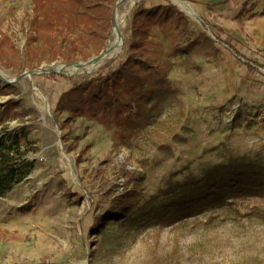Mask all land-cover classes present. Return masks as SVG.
Returning <instances> with one entry per match:
<instances>
[{"label":"rangeland","instance_id":"1","mask_svg":"<svg viewBox=\"0 0 264 264\" xmlns=\"http://www.w3.org/2000/svg\"><path fill=\"white\" fill-rule=\"evenodd\" d=\"M141 1L127 11L119 53L86 74L67 68L108 48L114 13L124 12L128 0L111 5L109 39L102 44L89 39V56L81 59L72 51V64L52 55L46 43L55 46L53 38L37 39L39 32L46 33L43 22L37 32L31 26L35 14L40 18L47 8L37 12L33 0H0V87L6 88L0 106L21 103L8 125L29 128L34 163L26 178L0 197V264H264V194L170 226L129 220L154 196H159L157 206L177 199L179 194L161 192L190 177L200 179L213 167L246 159L264 168V68L252 75L244 66L255 60L264 65V16L249 17L264 8V0H182L194 18L172 0H147L146 5L170 2L187 16L190 40L204 29L215 39L204 23L214 25L238 53L215 42L214 50L195 51L191 59L174 56L178 38L172 28L152 27L143 46L148 56L159 55L166 63L174 93L147 106L148 125L125 131L123 142L86 118L60 130L66 115L53 113L59 95L70 81L87 79L124 58L131 14ZM203 4L220 6L205 9ZM244 4L253 12L241 15ZM52 72L53 81L47 79ZM24 73L31 75L16 80ZM128 192L133 194L130 211L112 217L111 209ZM99 218L102 222L92 226Z\"/></svg>","mask_w":264,"mask_h":264},{"label":"trees","instance_id":"2","mask_svg":"<svg viewBox=\"0 0 264 264\" xmlns=\"http://www.w3.org/2000/svg\"><path fill=\"white\" fill-rule=\"evenodd\" d=\"M147 0L136 4L131 14L132 31L126 47L125 56L114 67L106 64L99 72L81 81H70L69 87L63 91L53 108L54 114H65L66 118L60 125L61 132L76 118H86L101 125L105 130H113L116 138L123 142L125 131L130 133L143 129L150 120L147 106L157 104L173 95L167 78L168 68L159 55L148 56L143 46L148 41L149 29L163 28L169 25L175 35L177 44L172 48V55H184L191 59L195 51L208 52L214 50V44L224 43L238 53L233 47L232 39H226L220 34L217 26L204 27L213 32L215 39L207 35L205 29L197 38L190 40V21L173 4L166 2L159 5H146ZM37 12L45 11L38 18L35 14L31 26L36 31L43 22L45 32H39L37 39H54L57 43H46L52 55L61 54L66 63L75 61L69 55L72 51L79 53L81 59L87 58L88 42L92 39L96 44H102L110 37L113 25L111 5L115 0H33ZM205 9H213L220 4H203ZM244 15L254 8L241 9ZM263 17L264 8L252 13L249 17ZM57 19L54 20L53 18ZM64 21V22H62ZM36 31V32H37ZM57 39V40H56ZM98 45L94 51H98ZM0 53L2 54L1 50ZM244 66L249 74L261 75L258 68L264 65L258 61H248ZM259 66V67H257ZM56 73L52 72L47 79L54 80ZM6 88L0 87V95ZM21 103L13 100L0 106V197L21 181L33 170L34 163L29 158L33 142L27 126L10 129L8 121L12 111ZM163 196L179 194L177 199L156 205L159 196L150 198L143 206L136 209L129 217L134 224L158 223L170 226L184 219L204 213L205 211L231 205L234 201L249 196L264 194V168L240 159L229 164L213 167L200 178H189L183 183L169 186L161 192ZM132 193H126L119 199L116 207L111 209L112 217H119L130 211ZM99 218L92 224L97 225Z\"/></svg>","mask_w":264,"mask_h":264},{"label":"bare ground","instance_id":"3","mask_svg":"<svg viewBox=\"0 0 264 264\" xmlns=\"http://www.w3.org/2000/svg\"><path fill=\"white\" fill-rule=\"evenodd\" d=\"M137 0H128V6L124 12H119L118 10L114 13V26H113V36L109 43L108 48L102 54V58L98 61L92 60L88 64H82L81 67H70L67 68L71 73H91L97 70L100 66L105 64L109 59L116 56L122 46V37L121 31L125 25V16L128 9L136 2ZM182 11H184L189 17L194 18L195 13L193 9L182 0H172ZM35 95L39 98H43L39 90L35 89ZM45 100V99H44ZM47 106L45 105L43 110L47 112Z\"/></svg>","mask_w":264,"mask_h":264},{"label":"water","instance_id":"4","mask_svg":"<svg viewBox=\"0 0 264 264\" xmlns=\"http://www.w3.org/2000/svg\"><path fill=\"white\" fill-rule=\"evenodd\" d=\"M103 53H104V52H103ZM103 53H101L100 55H98V56L92 58L91 60L87 61L86 63H82V64H88V63H89L90 61H92V60H95V61L100 60V59L102 58V54H103ZM82 64H81V63H79V64H74L73 67H81ZM30 75H31V74H29V73H24V74H22L20 77H18L16 80H20V79H22V78H24V77H26V76H30Z\"/></svg>","mask_w":264,"mask_h":264},{"label":"crops","instance_id":"5","mask_svg":"<svg viewBox=\"0 0 264 264\" xmlns=\"http://www.w3.org/2000/svg\"><path fill=\"white\" fill-rule=\"evenodd\" d=\"M253 12V11H252ZM224 35V34H223ZM224 36H226V34L224 35ZM227 38V37H226ZM228 50H230L228 47H226ZM231 51V50H230ZM231 52H233L234 53V51H231ZM251 64V63H250Z\"/></svg>","mask_w":264,"mask_h":264},{"label":"built area","instance_id":"6","mask_svg":"<svg viewBox=\"0 0 264 264\" xmlns=\"http://www.w3.org/2000/svg\"><path fill=\"white\" fill-rule=\"evenodd\" d=\"M221 45V44H220ZM224 45V44H223ZM225 46V45H224ZM225 47H227V46H225Z\"/></svg>","mask_w":264,"mask_h":264}]
</instances>
